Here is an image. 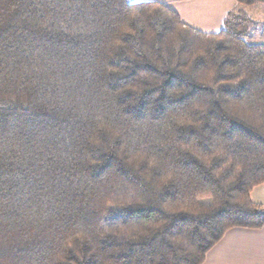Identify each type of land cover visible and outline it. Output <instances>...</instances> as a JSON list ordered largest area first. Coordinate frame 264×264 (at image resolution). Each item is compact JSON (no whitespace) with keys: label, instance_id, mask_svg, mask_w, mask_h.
<instances>
[{"label":"trees","instance_id":"obj_1","mask_svg":"<svg viewBox=\"0 0 264 264\" xmlns=\"http://www.w3.org/2000/svg\"><path fill=\"white\" fill-rule=\"evenodd\" d=\"M160 2L0 0V264H202L264 227V44Z\"/></svg>","mask_w":264,"mask_h":264},{"label":"crops","instance_id":"obj_2","mask_svg":"<svg viewBox=\"0 0 264 264\" xmlns=\"http://www.w3.org/2000/svg\"><path fill=\"white\" fill-rule=\"evenodd\" d=\"M126 2L130 4L160 2L176 11L183 23L203 33L219 32L223 28L227 14L238 7L235 0H126ZM251 7H246L247 13ZM250 197L254 203L264 205V184L255 187ZM202 264H264V227L229 229L206 253Z\"/></svg>","mask_w":264,"mask_h":264},{"label":"rangeland","instance_id":"obj_3","mask_svg":"<svg viewBox=\"0 0 264 264\" xmlns=\"http://www.w3.org/2000/svg\"><path fill=\"white\" fill-rule=\"evenodd\" d=\"M248 11L250 12H248V15L250 14L253 20L264 24V6L254 5ZM247 41L252 44H264V27L260 25L256 34L252 35Z\"/></svg>","mask_w":264,"mask_h":264}]
</instances>
